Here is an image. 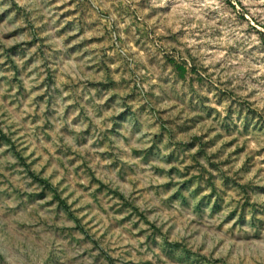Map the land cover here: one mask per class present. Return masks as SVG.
<instances>
[{"label":"rangeland","instance_id":"374dc122","mask_svg":"<svg viewBox=\"0 0 264 264\" xmlns=\"http://www.w3.org/2000/svg\"><path fill=\"white\" fill-rule=\"evenodd\" d=\"M225 2L0 0V264H264V31Z\"/></svg>","mask_w":264,"mask_h":264},{"label":"clouds","instance_id":"9594fccd","mask_svg":"<svg viewBox=\"0 0 264 264\" xmlns=\"http://www.w3.org/2000/svg\"><path fill=\"white\" fill-rule=\"evenodd\" d=\"M232 3L236 4L235 9L231 7L230 4L228 3H218L215 4L214 7H216L219 10V18L221 20H224L225 22L229 23L230 25H236L235 27H230L228 28V32H233L235 33L234 36L230 37L227 41L226 44H234L237 41H242L243 47L241 48V51L244 52L245 50L249 49L252 47L254 44H260V39L257 35L252 34L251 32L245 33L244 29H248L251 27L252 21H255L256 27L261 28L262 31H264V0H239V3H236V0H232ZM241 14L246 16L248 19L244 21H240L237 19ZM140 19L143 20L144 16L143 13H140ZM128 21H125V24H127ZM121 28L123 25L120 26ZM207 35V33H205ZM227 35V33H225ZM113 40L114 37H113ZM152 40L155 42V47H159L160 42L157 40L155 36H152ZM205 43H217L219 44L220 41L219 39H209ZM132 52L136 53L139 55L138 52H135L134 50L131 49ZM117 59L120 57L117 56ZM226 59H232V57H226ZM199 63V62H198ZM249 68H251V65H248ZM200 69L198 68V71ZM191 75V74H190ZM208 80L211 81V84L214 86H219V81L214 80L211 76L208 77ZM206 80V81H208ZM135 82V81H134ZM252 85H249L251 87ZM239 190H237L236 193H233L229 199L231 200V205L229 207H226L224 212L225 215L229 212H231L233 209L239 210V206L241 204V196L242 193H239ZM258 209V211L256 210ZM244 215L247 217L249 213L251 212L252 215L255 217V221L258 222V225L264 228V207H261L259 204L255 206V209L245 207L244 208ZM232 220H235L236 217L233 216L231 217ZM251 220H247L246 222L249 225H252ZM75 228V226H73ZM77 231H79L78 228H76ZM141 252H143L142 258H145L146 261H151V264H158V261L156 259L157 253L155 251H146L141 249ZM251 255L257 259V260H264V249H257Z\"/></svg>","mask_w":264,"mask_h":264}]
</instances>
